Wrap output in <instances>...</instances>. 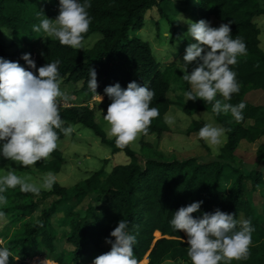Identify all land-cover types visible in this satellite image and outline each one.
Here are the masks:
<instances>
[{"label":"trees","instance_id":"16d2710c","mask_svg":"<svg viewBox=\"0 0 264 264\" xmlns=\"http://www.w3.org/2000/svg\"><path fill=\"white\" fill-rule=\"evenodd\" d=\"M47 1L48 7L44 9L41 0H0V57L18 62L34 74H37L35 70L29 69L21 59L23 54L29 53L37 67L59 61V88L64 89L73 83L76 90L72 92L70 88L68 91L72 94V101H75L74 95L79 93L88 96L83 102H73L71 107H58L62 127L72 128V125H76L91 130L104 145L112 149L114 155L125 153L129 163L117 165L111 172H107L104 166L71 188L54 183L48 193H25L20 191L19 186L8 189L4 193L7 204L1 211L9 219L0 232V247L9 249V264H18L20 260L37 256L36 252L32 255L30 251L35 249L34 246L45 250L47 260L57 264H85L83 257L91 259L96 254L110 251L111 245L106 240H114L110 233L122 219L128 223V231L136 235L133 251L138 264H166L167 261L191 264L184 231L174 230L170 220L180 207L198 201L203 203L200 212L192 214L194 217L219 209L235 215L237 220L243 217L252 222L254 231L247 258L221 261L220 264H264V204L258 209L254 201L258 192L264 198V144L256 151V169L244 174L236 166V150L240 143L255 144L264 138V106L246 101L251 91H264V51L260 42L261 31L256 23L257 18L264 17L262 0H86L91 5L87 9L91 23L84 37L87 42L97 36L93 45L87 49H74L46 36L42 51L38 41L44 33L34 32L33 25H39L43 14L49 19H55L59 14V0ZM170 2L178 12L181 3L196 6L192 13H197L200 20L229 24L233 38L239 36L245 42L246 54L238 56L237 63L230 66L236 73L240 91L232 94L230 100H224L219 93L216 98L233 105L244 102L246 107L243 120L238 122L230 112L225 117L223 112L214 113L212 105L189 100L197 107L196 112L210 113L225 130L227 142L220 155L211 162L201 163L196 158L182 162L166 161L161 157L156 159L157 154H152L144 160L143 166L130 145L118 146L115 138L107 137L97 121L95 109L86 104L98 95L111 102L104 89L116 83L122 88L133 81L141 86L147 84L155 91L150 107L157 108L159 116L151 121L146 133H142L140 144L144 146L147 138L159 139L170 132L165 117L173 105L180 107L187 115L191 114L183 98L179 97L175 104L168 97L173 80L181 83L184 92L190 90V85L182 78L183 72L179 68L172 75L162 72L152 45L135 35L144 29L150 11ZM211 25L218 27L212 22ZM3 30L10 33L9 44L3 42ZM180 35L179 30L174 28L172 41L176 40L187 47L192 40L182 41ZM91 68L97 73L98 95L87 86ZM204 124V121L194 120L186 135L198 133ZM55 131L58 133L57 143L68 135L60 129ZM199 142L210 152L204 140L199 138ZM50 157V160L41 159L35 163L38 171L60 174L64 164L62 152L56 148ZM227 170L229 176L226 175ZM226 177L234 180L227 191L221 184ZM53 197L57 200L49 208L41 209V203ZM87 199H90V203L84 211L77 210V204L82 205ZM56 214L63 215L59 227L68 228L65 236L74 247L71 260L58 252L57 229L52 224ZM85 244L94 247L95 252L88 255Z\"/></svg>","mask_w":264,"mask_h":264},{"label":"clouds","instance_id":"9594fccd","mask_svg":"<svg viewBox=\"0 0 264 264\" xmlns=\"http://www.w3.org/2000/svg\"><path fill=\"white\" fill-rule=\"evenodd\" d=\"M90 7L86 0L83 3L81 0H59L56 18L49 19L43 14L39 25H33V31H43L62 45L83 49L86 44L84 34L91 23L87 11ZM186 35L196 41L186 47L179 67L184 73L183 80L190 85V90L184 92L186 102L201 99L212 104L214 113L230 112L236 121H242L244 102L233 105L222 103L216 97L219 93L224 100H230L232 94L240 91L236 73L230 66L237 63L238 56L246 54L245 42L239 36L233 38L229 24L213 27L204 19L190 21ZM21 59L37 74L18 62L0 57V157L27 167L56 150L58 133L55 129L67 135L71 128L62 127L58 111L57 98L68 99L57 82L59 61L37 67L29 53L23 54ZM87 86L97 94V73L92 68ZM104 94L111 101L106 115H103L108 125L106 133L109 138H115L118 146L134 142L138 134L146 133L151 121L159 116V110L150 107L155 91L147 84L141 86L133 81L122 88L116 83L107 86ZM165 121L171 124L173 118L166 116ZM224 133L222 127L206 123L199 129L198 136L210 146H218ZM134 147L139 149L138 144ZM55 181L56 176L51 172L36 182L30 176H18L15 170L6 174L0 171V207L7 204L4 193L8 189L19 186L21 192L39 194L42 190L50 191ZM202 203L192 202L180 207L170 220L174 230L186 233L187 256L191 264H220L221 261L246 259L254 231L251 220H237L235 215L219 209L194 217L192 214L200 212ZM110 236L114 238L106 240L111 245L110 251L94 258L92 264H138L133 251L136 235L128 231V223L120 220ZM10 255L7 247H0V264H9ZM43 260L50 261L37 259Z\"/></svg>","mask_w":264,"mask_h":264},{"label":"rangeland","instance_id":"374dc122","mask_svg":"<svg viewBox=\"0 0 264 264\" xmlns=\"http://www.w3.org/2000/svg\"><path fill=\"white\" fill-rule=\"evenodd\" d=\"M262 2L264 3V0H262ZM41 5L44 9H46L48 7V1L41 0ZM192 10H196V6H189L186 5V3H181L179 12L172 2L167 5H162L161 7L155 8L147 14L144 29L135 33V35L140 37L142 40L149 42L152 45L155 56L161 65V71L165 72L167 75H172L175 69L180 67V63H183V56L185 55L186 49V47H184L185 45L182 43L180 44L176 40L172 41L173 29L176 28L179 30L181 34L180 40H192L191 43H196L193 42V38L187 37L186 35L188 23H190V21L198 22L200 20L199 15L197 13L193 14ZM211 22L214 26H219V24L214 20ZM256 23L258 24L261 31L260 42L261 48L264 51V17L257 18ZM9 34L10 33L8 30H3V33L1 34L3 42L6 44L11 42ZM46 36L47 35L44 33L41 39L38 41L39 49L42 51L44 50ZM96 39H98L97 36H94L88 40L83 49H87L93 45ZM171 86L172 89L168 93V97L175 104L177 103V100L180 99L179 97L183 98L186 106L191 111V114L187 115L180 107L173 105L166 115L173 118V122L171 124L167 123L170 128V132L164 133L159 139H156L155 137L147 138V144L145 146L140 144L142 133H139L136 140L129 144L132 150L137 153L136 155L138 157V161L144 166V160L152 156V154H157L155 155L156 159L161 157L162 160L166 161L177 160L182 162L191 158H196L201 163H208L211 162V160H215L220 155L221 149L227 142L226 133H224V139L222 143L218 146H210L205 141L207 146L210 148V152L206 151L203 145L199 142L198 133H192L190 136H187L186 134L192 126L194 120L204 121L205 123H209L218 127L221 126L215 117L210 113L196 112L197 107L189 100L186 102V97L184 96V91L181 88V83L173 80L171 82ZM70 88L73 89L72 92L76 90V86L73 83L66 85L64 89L60 88V90L68 97V99L65 101L63 98L58 97L57 103L59 107H71L73 102L74 104L80 103L88 98L87 95L79 93L74 95L75 101H72V94L68 92ZM101 97H103L102 100H100V97L98 96L97 98L90 100L86 105L95 109L97 121L106 133L108 125L103 119V115H106L107 108L111 102L106 101L104 96ZM197 100L198 104L209 106L212 105L211 103L206 104V102L201 99ZM246 101L253 105L264 106V91H251L246 96ZM227 115L228 113L224 114L225 117H227ZM72 126L71 132L73 133L70 132L63 140L57 143V149L62 152L64 164L60 174L53 173L56 176L55 183L60 184L62 187L71 188L81 180L89 177L91 174L100 171L104 166L107 172H111L115 166L129 163V158L125 153L122 152L114 155L112 153V149L104 145L91 130L76 125ZM135 144L139 145L138 150L135 149ZM262 144H264V138L255 144H250L245 141L240 143L238 149L236 150V166L241 168L244 174L256 169L258 163L256 151L258 146ZM44 159L50 160L51 157L49 156ZM11 170H15L16 174L21 177L30 176L33 178V181L36 182H39L42 176L46 174L39 172L35 164L24 167L14 161L0 157V171L6 174ZM229 173L230 172L227 170L226 175L229 176ZM233 182L234 180L231 177H226L221 183L222 188L226 191L229 190L233 186ZM42 191L47 193L50 192L49 190ZM55 200H57L56 197L43 201L41 203V209L49 208ZM254 201L256 202L258 209H261L260 206L264 204V198L262 199L259 192L255 195ZM89 203L90 199H87L82 205L77 204V210L82 209L81 212H83ZM75 204L76 202H74V205ZM1 209L2 207H0V213H2ZM2 214H0V232H2L7 226L9 219V217H7L4 213ZM62 217V214H56L52 218V224L57 229L56 244L59 254L65 255L64 257H67L71 260L70 257L74 251V247L68 243L67 236H65V234L68 232V228L64 226L59 227V220ZM241 220H243V217H241ZM184 234L185 240H187L186 233L184 232ZM34 248V250H30L32 252L31 254L33 255V253L36 252L37 256L28 257L26 262L20 261L18 264H28L30 259V264H57L51 260H43V262L37 261L38 258L47 259L48 254L43 249H37L35 246ZM84 248L86 249L88 255H91L95 252V248L90 244H85ZM97 256L99 255L96 254L91 259L88 257H83L82 259L85 261V264H92L94 258ZM66 264H71V262H66ZM166 264L185 263L167 261Z\"/></svg>","mask_w":264,"mask_h":264},{"label":"crops","instance_id":"0c3cea01","mask_svg":"<svg viewBox=\"0 0 264 264\" xmlns=\"http://www.w3.org/2000/svg\"><path fill=\"white\" fill-rule=\"evenodd\" d=\"M256 106H262V105H256ZM251 123V122H250ZM260 141V140H259ZM244 142V141H243ZM242 143V142H241ZM259 147V146H258Z\"/></svg>","mask_w":264,"mask_h":264},{"label":"built area","instance_id":"2783aa9c","mask_svg":"<svg viewBox=\"0 0 264 264\" xmlns=\"http://www.w3.org/2000/svg\"><path fill=\"white\" fill-rule=\"evenodd\" d=\"M33 264H38V263H33Z\"/></svg>","mask_w":264,"mask_h":264}]
</instances>
